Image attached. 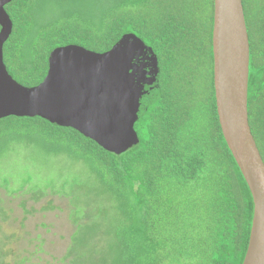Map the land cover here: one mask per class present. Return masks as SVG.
<instances>
[{"label":"trees","instance_id":"16d2710c","mask_svg":"<svg viewBox=\"0 0 264 264\" xmlns=\"http://www.w3.org/2000/svg\"><path fill=\"white\" fill-rule=\"evenodd\" d=\"M213 1L13 0L5 6L13 30L4 64L25 87L44 80L54 49L73 45L102 54L129 33L159 64L160 96L135 124L129 147L111 151L39 117L0 119V160L28 140L47 156L73 162L62 182L40 187L28 173L20 185L38 196L51 189L70 199L76 229L60 264L243 263L253 203L218 121ZM242 6L250 48L248 120L264 163V0H242ZM12 183L0 179L5 189ZM9 243L0 237V264H21Z\"/></svg>","mask_w":264,"mask_h":264},{"label":"water","instance_id":"95a60500","mask_svg":"<svg viewBox=\"0 0 264 264\" xmlns=\"http://www.w3.org/2000/svg\"><path fill=\"white\" fill-rule=\"evenodd\" d=\"M0 0V119L39 117L100 146L129 147L135 124L160 96L157 57L134 34L110 51L54 49L44 80L25 87L13 79L3 48L13 23ZM213 86L222 136L250 191L253 217L242 264H264V163L248 120L250 48L242 0L213 1Z\"/></svg>","mask_w":264,"mask_h":264},{"label":"rangeland","instance_id":"374dc122","mask_svg":"<svg viewBox=\"0 0 264 264\" xmlns=\"http://www.w3.org/2000/svg\"><path fill=\"white\" fill-rule=\"evenodd\" d=\"M8 152L0 160V179L13 183L7 189L0 187V237L10 242L9 247L21 264H28L25 258L29 264H60L76 229L70 199L62 193L50 194L51 189L38 196L29 191L31 185H20L28 173H33L31 182L40 187L48 181L62 182L67 172L74 170L68 164L73 162L64 155L47 156L28 140L10 146ZM64 192L68 193V189Z\"/></svg>","mask_w":264,"mask_h":264}]
</instances>
